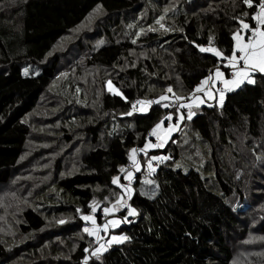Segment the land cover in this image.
I'll list each match as a JSON object with an SVG mask.
<instances>
[{
  "label": "trees",
  "instance_id": "1",
  "mask_svg": "<svg viewBox=\"0 0 264 264\" xmlns=\"http://www.w3.org/2000/svg\"><path fill=\"white\" fill-rule=\"evenodd\" d=\"M256 11L242 0H0V191L15 180L26 187L33 183L26 181L28 177L44 178L50 169V161L41 160L38 150L33 158L43 171L34 163L27 170L23 159L33 122H51V115L34 116L36 112L45 107L61 118L63 125L53 143L64 146L73 143L74 119L99 117L84 131L89 147L79 151L81 156L70 157L67 146L57 156L51 180L38 193L37 206L46 215L33 209L23 212L22 240L11 250L0 242V264H81L85 255L92 257L88 264H254V257L264 262V255H257L264 250V244L257 242L264 236V213L245 217L248 205H234L235 196L243 201L255 197V190L264 195V150L257 155L260 141L264 147V74L254 73V84L228 92L222 106L201 105L190 120L183 115L173 140L185 137L187 129L198 136L208 153L200 146L192 151L197 155L200 149L201 157H210L221 195L208 189L199 169L175 168L181 152L175 144L151 153L169 157L151 174L158 187L155 197L134 190L129 199L112 183L113 176L122 182L125 173L119 169L129 163V150L143 148L157 122L169 113L176 121V108L163 107L166 102L126 115L132 103L172 95L166 93L168 87L187 98L216 67L229 77L226 60L200 52L197 45L208 47L211 37L212 47L231 55L232 33L242 19L255 26L251 15ZM98 13L95 40L85 42L87 48L76 45L79 52L85 51L83 62L68 64V70L60 68L59 43ZM161 17L163 28L156 22ZM24 64L42 66L41 73L23 76ZM94 68L109 75L101 80L97 107L90 113L87 98L99 85L97 78H90ZM109 80L122 95L108 91ZM48 91H54L51 99L44 98ZM141 157L147 161L150 154ZM249 161H253L250 168ZM127 170L135 173L134 168ZM144 172L141 164L136 179ZM121 195L138 215L128 216V222L113 232L129 240L108 246L97 260L91 255L95 238L81 230L86 223L81 216L89 214L95 201L92 215L102 224L100 210ZM126 211L127 207L117 216L124 218ZM54 215L68 216L72 223L49 229ZM254 233L256 240L245 241Z\"/></svg>",
  "mask_w": 264,
  "mask_h": 264
},
{
  "label": "rangeland",
  "instance_id": "2",
  "mask_svg": "<svg viewBox=\"0 0 264 264\" xmlns=\"http://www.w3.org/2000/svg\"><path fill=\"white\" fill-rule=\"evenodd\" d=\"M99 15L100 14L98 13V14L94 15V17H91L88 20V22H86L82 28H78V30L75 33H73L71 35V37L67 36L66 38H64L59 43L60 46L58 48V50H59L58 54L60 56V68H65L68 64H73L77 61L83 62V60L81 59V56L84 57L85 51L79 52V49H78L79 44L82 45L83 47L87 48L85 46L86 45L85 42H87L88 40H95L94 33L96 31L94 28L95 25L93 23H94V21L98 20L97 18ZM76 45L78 46V48H76ZM71 67H73V65ZM25 69H27V75L24 74ZM68 69H69V67L65 68V70H68ZM41 70H42V66H40V65H25L24 64L21 67V74L23 76H27V77L28 76H37V75H39V73H41ZM229 71H230V69H229ZM84 74H86V72H84ZM108 75H109L108 72H106L105 70H101L99 68H94V70H92L90 78L92 79V81L96 80L95 78H97V82L99 85H98V88L95 90V92L92 93V95L87 98L90 113H93L96 110L98 96H99V92H100L99 87H100L101 80L105 79V81H106V78ZM106 85H107V83H106ZM53 90H57V87L54 88ZM53 92L54 91L46 92L47 96L44 98L45 99H51ZM213 93H214V91H213ZM227 93L228 92H225V95ZM196 95H199L202 99L205 97L203 95V93H197ZM217 95H218V93H217ZM167 96L169 97V99L167 101H162V102H166V104L171 106L173 109L177 108L178 104L175 101V98L172 95H167ZM206 98L207 99H214V96H213V98H208V97H206ZM218 101H219V95H218V99L216 100V105L220 106V104H218ZM206 102L209 103L211 101L206 100ZM180 103H188V100L181 101ZM44 108H42L38 113L36 112L34 114V116H43L44 117V115H45L46 117L47 116L49 117V115H51V118H50L51 122L54 121L55 124L52 126L50 124L51 122L47 123V121H44V120H41V121L39 120L37 122H35V121L33 122L34 127L32 126V128H31L32 135L30 136V140L27 143V151L24 152L23 159L27 162V166H26L27 170H30L29 164H31V163H34L35 165H37L39 167L41 165V163L39 161H37L35 158H33V156L35 154V150H38V152H39L38 155H39L41 160H45L47 162V164H49V161H50V165H49L50 169H49L48 173L46 174V176L44 178L33 177L30 179V177H28L26 179V181L31 180V182H33V183H31L30 185H27L26 187L23 186V182L20 184H17V181L15 180L12 185L10 183L8 186H3L2 188H4V189H2L0 191V242L2 244H4L6 242L7 249L9 248L10 250L13 249L22 240V236L19 235V226L22 223V215H23V212L25 210L33 209L36 212H38L40 215H46L47 212L42 211L41 208L39 206H37V204H39L41 202V197L38 193L42 192V190L48 185L49 181L51 180V174L53 173V163L55 162L57 156H59L63 152V148L66 146H67V148H65V149L68 150V152H66V153H68L70 155V157L75 158L78 154H79V156H81L79 151H82L84 148L88 149V147H89V142H88L89 139H87L88 136L85 135L84 131L89 125H93V123L99 119V117H91V116L87 117L88 119L87 118H85V119H83V118L74 119L72 121L73 125L71 126L72 130L74 131L73 133H71V137H72L71 140H73V143L70 145H66V146H64L63 143L55 145V143H53V139H55L54 134L60 132L58 129L60 126L62 127L63 121L61 120V118H57L56 116L54 117V115L48 110V108H45V109ZM59 112H61V111L59 110L57 113H59ZM137 112H140V111H137ZM181 114L182 115H188V110L185 108V110L183 112H181ZM176 116H177V114H176ZM176 119H177V117H176ZM83 120H85V121H83ZM182 121L183 120H181L179 125L177 126V130L171 133L170 137L168 138L167 143H165L162 148L149 149V150H147V153L150 154V157L162 156V154L160 155V154H151V153L154 152L155 150H164L165 147L169 144H175V145L179 146L181 152H180V155L178 156L179 161L175 164V168L185 166L186 170L189 169L190 167H194V168L199 169L202 172L201 177L206 182L208 189L217 195H221L220 189H219L216 181L213 178L214 172H212L211 168H210V157H208L207 155H205L204 157H201L202 152L199 151L200 149L198 151H196L197 155L194 154L192 151V148L194 146H200V147L205 149L206 153H208L207 147L201 142V140H199L198 136H196L192 130L187 129L186 130L187 133L185 134V137H183L184 139L177 137L176 140L173 141L175 139V136L179 133V131L181 129V122ZM172 123L175 124L176 121L175 122L172 121ZM65 127H64V129H65ZM165 127H167V125ZM70 132H71V130H70ZM147 141H149L151 143L157 142L156 138L154 136H151V138H149ZM258 145L260 146V149H259L257 155L261 156L262 151L264 150L262 141H260L258 143ZM55 146H56V149L54 148ZM29 160H31V161L29 162ZM67 162L68 161L65 159V163H67ZM251 162H253V161H249V164H248L249 168L251 167L250 165H252ZM76 163L78 164L77 160H76ZM158 164H159L158 162L153 161V165L155 168H157ZM43 165L47 168L46 164H43ZM65 167L73 169L75 166L65 165ZM39 168L41 169V171H43V168L41 166ZM130 168H132V165H129L128 169H130ZM145 172H146V170H145ZM145 172L143 174L147 173V175H151L153 173V172L149 173L148 170L146 173ZM132 173L134 174V172H132ZM39 175H40V173H39ZM49 190H51V189L49 188ZM35 194H36V196H35ZM253 195L255 197H250L249 199L245 198L243 201L241 200V197H236V196L234 197V205L236 208H240V207L245 208L248 205V207L246 209H244L245 217L247 215L259 216L260 214L264 213V195H262L261 191H259V190H255ZM147 197L153 198L152 194L150 196H147ZM125 199H127V198L125 197ZM241 203H243V204H241ZM245 210L247 213L245 212ZM89 214L92 215L91 210H89ZM99 214H100V218H101V220H103V222L105 219L106 220L107 219L108 220L119 219L121 221H123V219H124V218H121L118 216L113 217L110 214L106 217L103 210H100ZM125 216H127V211L125 212ZM61 220H63L64 222L60 223L59 221H61ZM71 220H73V219L68 217V216L65 217V216L54 215L53 217L50 218V224H53V225L48 226V228L50 229L51 227L54 226V224L58 225V224L72 223ZM122 224H126V222H122L120 225H122ZM85 227H91V222L86 221V223H82V225L80 226L82 231ZM45 232H47V231H45ZM83 233H85V232L83 231ZM253 235H255L257 237L258 233H254V234L247 236L245 238V241L250 242V241L256 240L253 237ZM93 238H95V237H93ZM28 239L30 240V238H28ZM33 239H34V236L31 240L32 242H33ZM54 240H56V238ZM95 242H96V238H95ZM257 242H258V244H264V236H263L262 241H257ZM235 243L236 242H234V244ZM92 244H94V241H92ZM17 250H20V248H17ZM260 251H262V250H259V251L256 250V252H260ZM257 255H264V250ZM91 258H89V259H91ZM14 261L15 260L13 259V262ZM88 262H89V260H88ZM253 262H254V264H264L263 259L260 257H258L256 259L254 257ZM245 263H247V262H245ZM81 264H83V261ZM247 264H250V263H247Z\"/></svg>",
  "mask_w": 264,
  "mask_h": 264
},
{
  "label": "snow or ice",
  "instance_id": "3",
  "mask_svg": "<svg viewBox=\"0 0 264 264\" xmlns=\"http://www.w3.org/2000/svg\"><path fill=\"white\" fill-rule=\"evenodd\" d=\"M242 3L246 5L248 8L255 7L257 11L251 15V20L255 21V26H250L249 23L245 22L243 19L240 20V28L232 33V48L231 55L225 56V54L216 47H212V38L209 37V46H199V51L202 53H211L213 56L217 58H222L227 61L225 64L226 68H230L231 78H226L224 72L220 70L219 67L215 68L214 73H210L209 76L202 79L193 90V93L185 98L178 94H176L171 87L166 89V93H172L175 98V101L178 104V107L175 109L177 114L176 123L173 124V115L169 113L166 117H163L159 122H157L149 132V136H154L156 138V143H151L146 141L144 147L141 149H130L128 153V159L131 161L132 168L135 169L136 172L141 171V162L137 159L136 153L143 152L147 155V150L153 148H162L165 143H167L168 138L171 133L177 130V126L180 121L184 119V116L181 114L180 110L182 108H186L188 110L187 118L190 120L192 116L195 114L193 111V107H199L201 104L205 103V100L202 99L197 93H203L205 97L213 98V89H216L219 95L218 104L222 105L224 101L225 92H231L235 89L239 88L244 83L254 84L255 80L253 78L254 73H262L264 74V0H259L258 3H255V0H242ZM99 5H97V9H99ZM96 11V9H94ZM249 13H244V16H248ZM163 17H161L156 22L160 24L161 28L164 25L161 23ZM167 30V29H165ZM250 32V35L245 36L243 33ZM139 35V33H137ZM136 41L134 40L133 43ZM24 74L27 75V69L24 70ZM217 83L222 85V88H216ZM108 91L114 93L115 95H122L119 89L114 87L111 80L107 82ZM127 99L126 97H123ZM169 97L166 94H162L157 100H136L132 103L131 110L126 113V115L131 116L133 112H147L149 106L153 103L161 104L162 101H167ZM185 99L188 100V103H180ZM137 105H140L139 109ZM163 107H169L168 104H162ZM211 106V105H209ZM165 121H168L167 127H164ZM169 159L167 156H152L147 160V168L149 173L155 172L156 168L153 165V161L158 163H162L163 161ZM121 173H124L126 169L121 167L119 169ZM124 179L128 181L127 185L120 184L119 177L113 176L112 183L121 187L124 193L131 198L132 188L130 187L131 181L133 179L132 171H127ZM146 183H152L151 180L146 181ZM143 194V193H142ZM127 207V216L124 217L123 221L119 219H110L107 220L104 224H97L96 218L94 215H82L81 219L84 221L91 222V227H85L83 231L87 233L90 237H95L97 241H100L102 237L100 236L101 232L107 234L109 229L117 228L122 222H128V216H136L138 215L137 210L130 205H128V200L125 199L124 195H121L114 204L110 207H105L103 209L105 216L109 214H114L119 211L121 208ZM91 212L95 213L97 210V206L95 201L90 205ZM77 212H80V209H77ZM63 223L64 221H59ZM129 240V237L126 235H113L110 240L106 243H100L98 247L92 250L91 255L96 257L97 260L100 259L101 254L104 251H107V246L112 244L123 243L124 241ZM85 253L89 252L88 248L84 249ZM89 256L85 255L83 264H88Z\"/></svg>",
  "mask_w": 264,
  "mask_h": 264
},
{
  "label": "crops",
  "instance_id": "4",
  "mask_svg": "<svg viewBox=\"0 0 264 264\" xmlns=\"http://www.w3.org/2000/svg\"><path fill=\"white\" fill-rule=\"evenodd\" d=\"M244 35L245 36H247V35H250V32H245L244 33ZM227 63V61L225 62V64ZM224 64V65H225ZM230 69V68H229ZM231 69H230V71L228 72L229 73V77H226V78H231ZM223 72V71H222ZM214 73V72H213ZM245 84V83H244ZM243 84V85H244ZM242 86V85H241ZM240 86V87H241ZM223 86L222 85H220L219 83H217V85H216V88H222ZM213 91H214V93H213V96H214V99H207L206 97H204L203 99L205 100V103H203V104H201V105H211V104H216V100L218 99V95H217V91H216V89H213ZM224 98H225V96H224ZM206 100H209V101H211V102H209V103H207L206 102ZM224 102V101H223ZM200 105V106H201ZM223 105V104H222ZM222 105H220V106H222ZM199 106V107H200ZM199 107L197 108V107H193V111H194V113L199 109ZM149 138H151V137H149ZM144 153L143 152H137L136 153V157H137V159L141 162V164L143 165V167L145 168V170H146V172H147V170H148V168H147V161H145V160H142L143 159V157H141L142 155H143ZM128 165H131V161H129V163L125 166V169H126V167L128 166ZM141 172V171H140ZM140 172H136L135 171V173L133 174V179H132V181H131V185H130V187H132L133 189H132V193L134 192V190H137V192L141 195V196H144V197H147V196H150L151 194H152V196L153 197H155V195L157 194V192H158V187H157V184H155L154 182H153V177H151V175H147V173L146 174H141V176L138 178V179H136V177H135V174L136 173H140ZM125 173V175H126V173L127 172H124ZM124 175V176H125ZM119 180H121V179H119ZM148 180H151L152 181V183H146V181H148ZM136 181H138V184H137V186L135 187V182ZM120 182V181H119ZM120 184H124V185H127L128 184V181L127 180H125L124 178H123V180H122V182H120ZM119 189H122L121 187H119ZM143 193V194H142ZM127 196V195H126ZM124 208H121L119 211H117V212H115L113 215L112 214H110L111 216H115V217H117V215H118V213L120 212V211H122ZM107 217V216H106ZM108 220V219H107ZM106 219H105V221L102 223V224H104L106 221H107ZM102 224H100V225H102ZM119 226H121V225H119ZM118 226V227H119ZM117 227V228H118ZM113 230L114 229H109V232L107 233V234H105L104 232H101L100 233V236L102 237V239L100 240V241H97L96 240V242L94 241V243L96 244V246L93 248V249H95L96 247H98L99 246V244L100 243H106L108 240H110L111 238L110 237H112L113 235H116L114 232H113ZM116 236H119V235H116ZM108 247V246H107ZM108 249V248H107Z\"/></svg>",
  "mask_w": 264,
  "mask_h": 264
},
{
  "label": "bare ground",
  "instance_id": "5",
  "mask_svg": "<svg viewBox=\"0 0 264 264\" xmlns=\"http://www.w3.org/2000/svg\"><path fill=\"white\" fill-rule=\"evenodd\" d=\"M148 137H151V136H149V134H148ZM127 171H130V170H127ZM127 171H126V172H127Z\"/></svg>",
  "mask_w": 264,
  "mask_h": 264
},
{
  "label": "built area",
  "instance_id": "6",
  "mask_svg": "<svg viewBox=\"0 0 264 264\" xmlns=\"http://www.w3.org/2000/svg\"><path fill=\"white\" fill-rule=\"evenodd\" d=\"M127 167H129V165Z\"/></svg>",
  "mask_w": 264,
  "mask_h": 264
}]
</instances>
